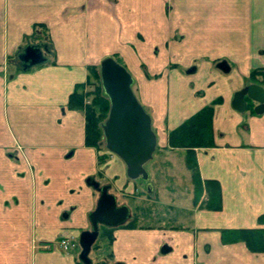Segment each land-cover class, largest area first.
Returning a JSON list of instances; mask_svg holds the SVG:
<instances>
[{
	"label": "crops",
	"instance_id": "crops-1",
	"mask_svg": "<svg viewBox=\"0 0 264 264\" xmlns=\"http://www.w3.org/2000/svg\"><path fill=\"white\" fill-rule=\"evenodd\" d=\"M106 57L131 73L156 147L177 160L185 152L168 147L169 131L220 100L214 144L195 153L202 182L220 185L221 208H205V191L194 204L190 188L167 223L131 213L137 226L114 228L91 264H264V252L222 240L227 230L264 228V110L232 107L245 85L264 88L261 75L250 77L264 69V0H0V264H80L79 245L55 243L90 228L98 192L89 179L107 180L117 201L137 190L119 158L98 162L83 110L68 106ZM176 158L151 160L171 168Z\"/></svg>",
	"mask_w": 264,
	"mask_h": 264
},
{
	"label": "water",
	"instance_id": "water-1",
	"mask_svg": "<svg viewBox=\"0 0 264 264\" xmlns=\"http://www.w3.org/2000/svg\"><path fill=\"white\" fill-rule=\"evenodd\" d=\"M29 53L33 56L38 54L34 50ZM39 60L32 59L33 63ZM99 70L101 86L109 99L108 115L102 124L105 148L124 163L129 179L141 178L149 182L145 164L152 159L157 146L151 116L134 94L133 78L126 67L113 57H106L100 62ZM246 97L257 103L254 107L256 113L264 110V88L261 85L250 83L236 91L232 107L238 112L245 111L248 104ZM89 184L98 192V198L94 209L88 214L90 228L82 231L78 239V257L83 264H91L89 253L98 238L100 226L116 228L132 216L127 204H118L116 195L111 192V184H101L94 179H89ZM152 189L149 182L146 191L151 193Z\"/></svg>",
	"mask_w": 264,
	"mask_h": 264
},
{
	"label": "trees",
	"instance_id": "trees-1",
	"mask_svg": "<svg viewBox=\"0 0 264 264\" xmlns=\"http://www.w3.org/2000/svg\"><path fill=\"white\" fill-rule=\"evenodd\" d=\"M47 51L51 53L50 45H47ZM113 58L120 63L117 57ZM258 75H261V81L264 83V69H253L250 73V77L254 79ZM78 87H80V90L76 89L70 94L68 106L83 110L85 116V144L100 150L101 143L104 142L102 124L108 115L109 99L101 86L99 67L94 65L89 66L85 83ZM86 99H89V103H85ZM245 99L248 103L246 109L251 108L254 102L247 97ZM219 101V99H216L210 104L203 106L168 133V147L171 149H184L185 166L191 171L194 183L195 195L193 203L196 204L202 192L205 191L207 199L204 206L212 210H219L221 208L220 185L216 180H205L202 182L198 171L195 149L210 147L214 144L212 119L214 106ZM251 109L254 112V109ZM105 158V154L99 155V163L105 162ZM136 226V219L131 217L126 223L118 227L132 228ZM113 229L100 226L99 235L104 234L109 239V242H111V232ZM222 240L225 243L242 241L250 251L264 252V228L255 227L227 230L224 231V234L222 233ZM79 262L83 264L80 260ZM95 264L106 263L102 261Z\"/></svg>",
	"mask_w": 264,
	"mask_h": 264
},
{
	"label": "rangeland",
	"instance_id": "rangeland-1",
	"mask_svg": "<svg viewBox=\"0 0 264 264\" xmlns=\"http://www.w3.org/2000/svg\"><path fill=\"white\" fill-rule=\"evenodd\" d=\"M98 67H100V64L98 65ZM99 74H100V70H99ZM87 100H88L87 103H89V99ZM101 144L102 145L100 147V150L98 151L99 152L98 156L105 154L106 155L105 162L107 159L110 160L111 157L113 156L118 158L116 155H113L107 151L104 142ZM161 149L162 148L159 146L156 147V152H154L152 159L156 157L157 160L161 159L166 161V159L169 158L171 159L172 156L175 158L177 157L178 152L175 153V152H170L169 150H161ZM160 154L165 155V157L160 156ZM157 160L155 159V161ZM150 161H151L150 162L151 166L148 165L145 166V168L146 169L148 168L147 171L151 170V174L149 173V171L148 173H149V182L152 184L153 187L152 192L151 193L146 192V185L149 182H146L141 178H138L136 180H131L127 177L128 180L133 181L135 183V186H137V190L133 191L132 194L121 196L123 199L118 200V203L127 204L130 207L132 215L136 217L137 221H140L143 224H147L150 222L167 223L168 219L166 217H173L172 215L175 212H177L178 214L179 210L176 208L178 205L182 206L189 204V199L192 194L190 193L191 192L190 188H193V194L195 195L194 183L192 181L191 173L189 175L185 172L186 170H185L184 161L177 160L176 158V162L172 164L173 166L171 165V168L170 167L168 168L166 165H163L162 162L159 161L155 162L154 165L153 162L154 160H150ZM152 164L155 166V168L157 167L159 170L155 171L151 169ZM99 178L101 179V184L108 183L107 180H105L104 178L103 179L101 177ZM172 186H177V187H172ZM154 214L156 217L162 216V219L155 218ZM104 237H105L104 234H100L96 239L94 246L91 248L89 256L92 260H94L95 248H98L100 245H102L101 241L103 240Z\"/></svg>",
	"mask_w": 264,
	"mask_h": 264
},
{
	"label": "built area",
	"instance_id": "built-area-1",
	"mask_svg": "<svg viewBox=\"0 0 264 264\" xmlns=\"http://www.w3.org/2000/svg\"><path fill=\"white\" fill-rule=\"evenodd\" d=\"M87 102L88 100L86 99L85 103ZM55 244L64 251H69L71 249L78 247V242L74 240L72 237H61L56 241ZM50 247L51 246L49 244L44 245V248H50Z\"/></svg>",
	"mask_w": 264,
	"mask_h": 264
},
{
	"label": "flooded vegetation",
	"instance_id": "flooded-vegetation-1",
	"mask_svg": "<svg viewBox=\"0 0 264 264\" xmlns=\"http://www.w3.org/2000/svg\"><path fill=\"white\" fill-rule=\"evenodd\" d=\"M118 204H120V203H118Z\"/></svg>",
	"mask_w": 264,
	"mask_h": 264
}]
</instances>
